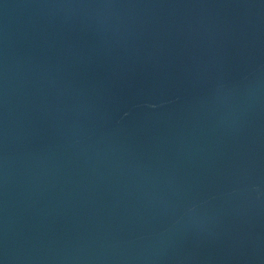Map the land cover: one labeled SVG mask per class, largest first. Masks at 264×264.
Returning a JSON list of instances; mask_svg holds the SVG:
<instances>
[{
	"label": "water",
	"instance_id": "obj_1",
	"mask_svg": "<svg viewBox=\"0 0 264 264\" xmlns=\"http://www.w3.org/2000/svg\"><path fill=\"white\" fill-rule=\"evenodd\" d=\"M0 264H264V0H0Z\"/></svg>",
	"mask_w": 264,
	"mask_h": 264
}]
</instances>
